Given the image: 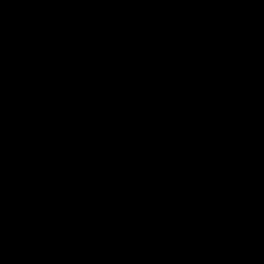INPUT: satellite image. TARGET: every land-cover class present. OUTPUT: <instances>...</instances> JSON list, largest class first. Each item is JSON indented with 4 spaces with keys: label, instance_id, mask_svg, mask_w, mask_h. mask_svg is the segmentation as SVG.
<instances>
[{
    "label": "water",
    "instance_id": "obj_1",
    "mask_svg": "<svg viewBox=\"0 0 264 264\" xmlns=\"http://www.w3.org/2000/svg\"><path fill=\"white\" fill-rule=\"evenodd\" d=\"M0 264H264V0H0Z\"/></svg>",
    "mask_w": 264,
    "mask_h": 264
}]
</instances>
